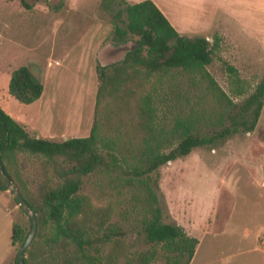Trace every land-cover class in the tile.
Masks as SVG:
<instances>
[{"label": "rangeland", "instance_id": "rangeland-1", "mask_svg": "<svg viewBox=\"0 0 264 264\" xmlns=\"http://www.w3.org/2000/svg\"><path fill=\"white\" fill-rule=\"evenodd\" d=\"M23 1L28 7L19 0H0V107L22 120L29 133L37 126L53 140L85 136L93 118L94 65L120 60L132 42L112 43L108 16L99 8V0ZM189 5L185 3L183 9L171 5L174 12L178 10L184 16L177 18L186 25L181 34L203 35L209 43L217 35V45L205 68L233 101L240 102L264 77V56L256 48V38L245 32L246 26L240 27L245 21L226 18L223 0L204 5L205 12L198 17L192 15ZM198 22L202 27L197 26ZM225 27L235 29L242 43L231 42ZM19 65H26L43 83L40 108L35 103H20L7 93L10 71ZM226 65H232L236 74ZM168 74L160 82V116H170L167 109L184 112L202 94L198 84L190 85L189 74ZM202 96L199 104L207 106L209 95ZM116 118L107 106L101 107L97 119L103 134L117 128L123 131L125 126H119ZM260 120L249 132L239 131L214 145L195 147L150 174L162 222L178 224L190 236L200 237L210 231L203 244L206 264H215L216 260L222 264H264L259 241L254 239L264 228V221H259L256 213L264 204V184L257 167L258 161L264 164V115ZM16 163L15 185L24 188L31 199L36 198L41 186L54 181L51 169H43L37 155L18 154ZM82 182L79 194L87 198L86 222H95L100 214L105 221H116L124 233L117 238L122 254L146 249L149 244L144 242L137 220L130 217L124 221L117 214V196L109 175L92 173ZM12 222L28 234L29 215L8 188L0 191V264H17L14 258L21 244L9 242ZM35 232L29 243L36 239ZM211 233L219 237L212 238ZM163 262L159 252L150 264Z\"/></svg>", "mask_w": 264, "mask_h": 264}, {"label": "trees", "instance_id": "trees-1", "mask_svg": "<svg viewBox=\"0 0 264 264\" xmlns=\"http://www.w3.org/2000/svg\"><path fill=\"white\" fill-rule=\"evenodd\" d=\"M99 8L108 16L112 43L132 44L120 60L94 65L96 89L88 134L61 140L41 137L0 107V191L6 189L1 171L17 187L18 154L41 157L43 169L50 168L54 179L40 187L35 199L17 187L36 221V239L24 249V264H118L119 259L121 264H150L159 252L163 264H188L197 239L178 224L161 221L150 174L195 147L251 131L264 100V77L240 102L233 101L205 68L217 35L209 43L203 35L179 34L151 0H99ZM226 69L236 74L232 65ZM172 72L189 74L190 85L198 84L202 94L184 112L167 109L172 114L160 116V82ZM41 92V81L26 65L10 71L7 93L15 100L29 104ZM202 95H209L207 106L199 104ZM102 106L117 116L123 131L101 132L97 118ZM96 172L109 175L117 214L124 221L137 220L149 244L146 249L122 254L117 238L124 233L116 221H105L100 214L95 222H86L87 198L79 191L83 177ZM26 236L18 223H11L10 244L22 245ZM14 261L18 264L16 255Z\"/></svg>", "mask_w": 264, "mask_h": 264}, {"label": "crops", "instance_id": "crops-1", "mask_svg": "<svg viewBox=\"0 0 264 264\" xmlns=\"http://www.w3.org/2000/svg\"><path fill=\"white\" fill-rule=\"evenodd\" d=\"M126 1V0H125ZM128 1H133L137 2L140 0H127ZM157 8L162 12V14L167 18L169 23L174 27V29L179 33H183L185 31V26L186 25H181L177 18L184 17L180 11H175V8H172L171 5L174 7L178 4L179 9H183V5L185 3H190L191 11L193 12L192 15L194 14L195 17L199 16V13L201 11H204V5L209 4L211 2H215L216 0H151ZM224 2V7L223 9L225 10V15L226 18L228 19H234V20H241L245 21L246 24L240 26V27H247L246 33L253 35L256 38L257 41V46L256 48L261 52V54L264 56V0H223ZM245 19V20H244ZM197 26L202 27V25L198 22ZM245 28V27H244ZM243 28V29H244ZM245 30V29H244ZM253 32V33H252ZM82 33V32H81ZM255 33V34H254ZM225 34L226 36L231 35L229 39L231 42H237V43H242L241 42V37L237 36V33L232 28H226L225 27ZM182 35V34H181ZM42 95H43V83H42V92L39 96L38 99L31 103H35L37 108H40L43 105L42 101ZM30 104V103H29ZM264 115V100L259 112V116L257 118L256 124L259 123L262 119V116ZM16 121L20 122L21 124L24 125V122L20 119L17 118V116H12ZM31 131L37 132V134L41 137H47L52 139L51 134H46L44 132H40V129H37V126H33L31 128ZM264 147V146H263ZM262 161H258L259 163L257 165L258 171L261 172L262 178L261 182L264 184V164H261ZM256 213L259 214L260 219L259 221H264V204H261ZM263 232L261 234H256L254 239L255 242L259 241V246H258V251L262 255H264V228L262 230ZM208 232L206 231L203 233L200 237L194 236L197 239V243L195 245L194 251L192 253V256L188 262V264H206L204 259V242H205V237L208 235ZM213 233L209 234L212 235ZM219 235H212V238H218ZM206 259V258H205ZM213 263L215 264H222L221 262H218V260L214 261ZM233 264V263H232Z\"/></svg>", "mask_w": 264, "mask_h": 264}, {"label": "water", "instance_id": "water-1", "mask_svg": "<svg viewBox=\"0 0 264 264\" xmlns=\"http://www.w3.org/2000/svg\"><path fill=\"white\" fill-rule=\"evenodd\" d=\"M1 173H2L4 181H5V188L6 189L9 188L10 190L13 191L14 198L16 199L18 205H20L22 207V210L29 215V218L31 220L30 230H29L25 240L23 241L21 247L19 248V250L16 253V258H17L18 264H24V261H23L24 249L28 246V243H29L30 239L32 238V236L34 235V232L36 229L35 215L29 209V207L27 206L26 202L24 201V199L22 198L20 193L17 190L13 189V187L11 185V181L7 178V176L4 175V173L2 171H1Z\"/></svg>", "mask_w": 264, "mask_h": 264}]
</instances>
